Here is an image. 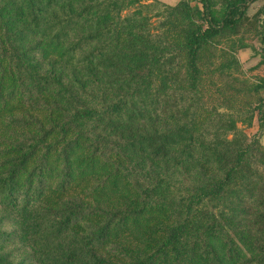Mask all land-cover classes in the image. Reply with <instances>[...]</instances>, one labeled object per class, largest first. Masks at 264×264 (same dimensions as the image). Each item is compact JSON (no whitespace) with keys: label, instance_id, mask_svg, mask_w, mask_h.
Wrapping results in <instances>:
<instances>
[{"label":"trees","instance_id":"trees-1","mask_svg":"<svg viewBox=\"0 0 264 264\" xmlns=\"http://www.w3.org/2000/svg\"><path fill=\"white\" fill-rule=\"evenodd\" d=\"M250 1L0 0V264H264V147L197 95L211 39L264 43Z\"/></svg>","mask_w":264,"mask_h":264},{"label":"rangeland","instance_id":"rangeland-1","mask_svg":"<svg viewBox=\"0 0 264 264\" xmlns=\"http://www.w3.org/2000/svg\"><path fill=\"white\" fill-rule=\"evenodd\" d=\"M141 3L157 2L159 4L175 5L180 0H139ZM191 5H196L198 0H187ZM222 0H212V3L220 6ZM263 11L259 17L260 25L264 18V0H251L246 9V15L250 20L259 9ZM167 13L161 12L160 16L151 17L150 30L154 35H161L164 42L174 43L175 30L181 29L185 22L179 18L172 20L162 18ZM171 17V16H170ZM206 25V21L204 22ZM251 25L243 26L236 36L230 37L228 33H220L211 39L203 52L200 61L201 83L197 93L199 98L198 111L201 118L209 114L211 109L232 113L236 119V125L243 130L248 138L257 136L264 147V87L255 88L264 80V43ZM180 32V31H179ZM242 38L248 46L233 50V40ZM260 114L256 105L260 104ZM252 111V117L249 118ZM211 113V112H210ZM263 125L257 135L260 117ZM124 199V198H123ZM145 218L132 225L131 229L119 236V242H129L134 246H140L148 240L150 234H160L163 218L158 219L152 215H144ZM146 217H151L146 219ZM227 229V224L223 223ZM142 228V234L134 237V230ZM133 232V234H132ZM134 237V238H133Z\"/></svg>","mask_w":264,"mask_h":264}]
</instances>
